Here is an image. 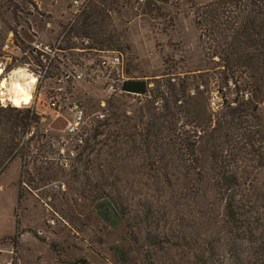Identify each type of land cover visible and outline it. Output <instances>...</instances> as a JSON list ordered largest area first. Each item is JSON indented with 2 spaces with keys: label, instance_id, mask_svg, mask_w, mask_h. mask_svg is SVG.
Wrapping results in <instances>:
<instances>
[{
  "label": "trees",
  "instance_id": "16d2710c",
  "mask_svg": "<svg viewBox=\"0 0 264 264\" xmlns=\"http://www.w3.org/2000/svg\"><path fill=\"white\" fill-rule=\"evenodd\" d=\"M93 1L71 31L99 47L116 45L107 10L117 0ZM152 6L144 4L139 15L157 12ZM18 9L13 0H0V21L6 25L9 14L18 25ZM193 21L204 69L178 72L166 58L160 75L120 84L140 105L135 120L113 106L101 124H113L120 154L92 167L97 211L112 224L131 222V255L162 249L160 240L173 237L176 246H189L191 264H264V0H213L195 8ZM6 28V34L0 29V57L8 34L16 36L15 28ZM39 119L34 109L0 104V175L15 157L26 156L34 137L24 136ZM137 152L146 174L160 179L163 199L133 190L131 155ZM35 171L43 175L41 167ZM21 172L22 178L27 172ZM21 199L19 190L18 206ZM160 219L171 226L160 229ZM18 225L16 217L13 244ZM116 254L119 262H129L125 250Z\"/></svg>",
  "mask_w": 264,
  "mask_h": 264
},
{
  "label": "rangeland",
  "instance_id": "374dc122",
  "mask_svg": "<svg viewBox=\"0 0 264 264\" xmlns=\"http://www.w3.org/2000/svg\"><path fill=\"white\" fill-rule=\"evenodd\" d=\"M81 1L86 4L85 8L77 11L69 0H13L19 8L16 19L19 24L15 25L9 14L6 25L0 21V29L5 34L8 25L16 29V36L12 35L16 48L7 54L3 78L19 67L38 71L42 59L39 53L32 52L34 41L50 45L60 42V52L56 54L53 68L36 89L38 99L33 107L40 119L39 124L33 126L34 138L26 147L27 154L21 159L15 157L0 175V264H81V259L88 264H191V249L187 245L176 246L173 237L160 240L162 249L131 255L134 247L127 238L131 222L112 224L104 220L97 211L99 200L93 190L97 178L91 172L92 167L105 158H112L119 149V137L113 124L103 126L104 122L101 123L96 132L102 134L87 143L75 168L62 170L52 160L55 157L52 140L60 136L65 118H70L71 113L63 111L62 115H57L47 107L44 95L54 88H62L60 95L64 105L76 102L91 113L104 105L108 119L113 106H118L128 118L135 120L139 99L120 91L119 78L115 73L107 75L109 69L102 67V58L110 53L120 54L125 79H149L160 75L166 58L168 67L176 68L178 72L196 73L204 69L193 12L197 6L213 0H167V3L161 0H117L111 5L113 9L107 10L109 30L117 39V44L109 47H99L92 39L71 31L70 26L81 18L91 2H95ZM147 2L158 11L140 16ZM76 68L85 72L84 79L61 80L62 75ZM11 106L20 108L14 104ZM259 116L264 122V103L259 106ZM40 135L43 137L37 141L36 136ZM139 154L142 152L131 155L137 173L131 182L133 190L138 192L141 188L155 201L163 199L164 193L156 185L160 179L146 174V161ZM39 167L42 176L35 171ZM21 168L27 172L24 179L31 191L20 185ZM45 168L48 171H44ZM53 180L63 181L66 191L50 192L46 185ZM173 183L176 187V181ZM19 190L22 199L18 206ZM41 199L47 201V206L58 215L54 226L47 222V211ZM16 217L19 236L13 244L11 237L16 231ZM168 226H171L168 219L166 222L159 220L160 229ZM117 249L129 254L128 263L119 262Z\"/></svg>",
  "mask_w": 264,
  "mask_h": 264
},
{
  "label": "built area",
  "instance_id": "2783aa9c",
  "mask_svg": "<svg viewBox=\"0 0 264 264\" xmlns=\"http://www.w3.org/2000/svg\"><path fill=\"white\" fill-rule=\"evenodd\" d=\"M72 6L77 9V11H82L85 8V3L81 0H69ZM60 42H54L52 45L44 44L41 41H34L31 44V49L33 53H39L40 58L42 59V63L40 67H38V71L35 73L34 71H30L28 67L17 68L15 70H20L24 72L29 78L33 80V83L30 87L31 94V103L28 106L30 109H34L33 105L36 101V89L41 82L44 80L54 66L56 54L60 52L59 49ZM16 48L13 44L12 34L9 33L7 38L5 39L2 52L4 55L0 60V68L2 69V75L0 78V104L2 106H11L12 101L10 100L8 90L5 86L2 85V82L9 79L10 75H6L3 78V73L5 69V59L8 57V53L11 49ZM102 67L104 69H109L108 76L112 73L119 78L120 84L125 80L124 71H123V62L122 56L117 53H110L108 57H103L101 61ZM13 70H11V73ZM85 72L76 68L73 72H66L62 75L61 80L68 82L71 79L81 80L84 79ZM32 89V90H31ZM62 88H54L48 94L44 95V99L47 107L55 112L57 115H62L63 111H68L71 113L70 118H65V124L63 129L60 130V136L56 140H52V146L55 151V157L52 158L54 164L58 166L60 169L65 171H71L75 168L78 158L80 157L83 149L86 147L87 143L93 138L96 133L98 127L101 123L107 120V110L102 105V108L93 113L86 111L83 107H81L76 102L69 103L64 105V101L61 99L60 92ZM38 99V98H37ZM65 108V110H64ZM34 129L25 134L24 141H27L30 137H34ZM20 185L23 189H27L31 191L28 183L25 181L24 176L20 180ZM46 188L50 192L55 193H63L66 191V184L63 181H49L46 185ZM41 203L45 206L47 211V222L54 226L57 223L58 215L55 212L51 211V208L47 206V201L41 199ZM47 206V207H46Z\"/></svg>",
  "mask_w": 264,
  "mask_h": 264
},
{
  "label": "bare ground",
  "instance_id": "6f19581e",
  "mask_svg": "<svg viewBox=\"0 0 264 264\" xmlns=\"http://www.w3.org/2000/svg\"><path fill=\"white\" fill-rule=\"evenodd\" d=\"M0 68V77L2 75ZM33 80L29 78L24 72L14 70L10 78L3 81L2 85L8 90V94L12 103L18 107H25L31 103L30 87ZM32 90V89H31Z\"/></svg>",
  "mask_w": 264,
  "mask_h": 264
}]
</instances>
